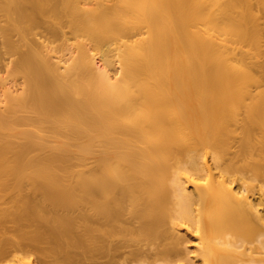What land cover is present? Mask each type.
<instances>
[{"label":"bare ground","instance_id":"bare-ground-1","mask_svg":"<svg viewBox=\"0 0 264 264\" xmlns=\"http://www.w3.org/2000/svg\"><path fill=\"white\" fill-rule=\"evenodd\" d=\"M0 264H264V0H0Z\"/></svg>","mask_w":264,"mask_h":264},{"label":"rangeland","instance_id":"rangeland-1","mask_svg":"<svg viewBox=\"0 0 264 264\" xmlns=\"http://www.w3.org/2000/svg\"><path fill=\"white\" fill-rule=\"evenodd\" d=\"M0 74H1V75H5L6 73H5V72H3V71H1V72H0Z\"/></svg>","mask_w":264,"mask_h":264}]
</instances>
